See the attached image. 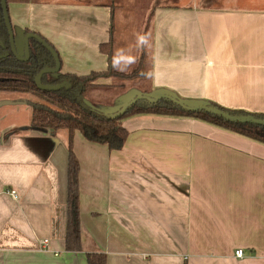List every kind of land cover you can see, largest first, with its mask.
<instances>
[{
	"label": "crops",
	"instance_id": "crops-1",
	"mask_svg": "<svg viewBox=\"0 0 264 264\" xmlns=\"http://www.w3.org/2000/svg\"><path fill=\"white\" fill-rule=\"evenodd\" d=\"M125 1L8 3L17 52L29 31L54 47L61 74L104 72L111 23L114 62L138 36ZM148 13L151 98L264 114V0H154ZM22 96L0 92V264H264V145L156 115L122 121L120 150L74 132L80 250L66 251L68 134L30 128Z\"/></svg>",
	"mask_w": 264,
	"mask_h": 264
},
{
	"label": "trees",
	"instance_id": "trees-1",
	"mask_svg": "<svg viewBox=\"0 0 264 264\" xmlns=\"http://www.w3.org/2000/svg\"><path fill=\"white\" fill-rule=\"evenodd\" d=\"M26 1L6 0V4ZM109 31L108 43L99 48L100 52L107 57L106 71L91 72L87 75L61 74L60 71L52 75L54 76L52 81H48V75H44L41 79L42 84L55 86L56 89L40 91L35 84V77L41 70L53 68L54 60L51 54L34 39L29 40L28 61L21 62L10 53L9 37L0 5V55L7 54L0 59V92L30 94L38 100L31 105L30 128L52 135H56L60 131H66L68 134L67 208L69 211L65 233L66 251L80 250L79 166L72 146L74 132L78 131L90 143L106 145L109 150H120L128 137V132L123 128L122 121L134 116L156 115L195 119L264 145V124L230 119L250 118L264 121V114L229 110L210 102L206 103V107L203 108L188 109L169 97L152 100L151 97L142 96L135 98L123 109L111 115L97 112L89 107L84 101V97L91 88L100 86L101 80H132L136 77V74H122L117 71L113 60L112 23ZM28 33L30 32L25 31V34ZM46 42L54 49L48 41ZM139 75L144 76V74ZM88 262L89 264H105V257L92 255L88 258Z\"/></svg>",
	"mask_w": 264,
	"mask_h": 264
},
{
	"label": "rangeland",
	"instance_id": "rangeland-1",
	"mask_svg": "<svg viewBox=\"0 0 264 264\" xmlns=\"http://www.w3.org/2000/svg\"><path fill=\"white\" fill-rule=\"evenodd\" d=\"M134 3V4H133ZM154 3V0H126L124 4H133L135 19L138 22L136 35L130 41L131 46H124L125 40L122 38L120 45L117 47L118 56H116L115 65L118 72L122 74H136L132 80L130 79H115L102 81L100 86L91 88L84 97L86 104L95 111L111 115L117 113L127 106L135 98L142 96L152 97L150 90V23L149 11ZM161 4V2H159ZM187 3H182L181 6H187ZM136 6V7H135ZM150 8V9H149ZM141 25L145 26V30L141 29ZM135 33V32H134ZM143 39V47L141 42ZM129 42V41H128ZM22 55V53L20 54ZM139 74H144L140 76ZM147 74V76H146ZM48 81H52L54 76L48 75ZM31 103L38 100L30 95L23 94ZM6 98L17 95L6 94Z\"/></svg>",
	"mask_w": 264,
	"mask_h": 264
},
{
	"label": "water",
	"instance_id": "water-1",
	"mask_svg": "<svg viewBox=\"0 0 264 264\" xmlns=\"http://www.w3.org/2000/svg\"><path fill=\"white\" fill-rule=\"evenodd\" d=\"M0 5H1V9H2L4 24H5V27H6V30L8 33V37H9L10 53L17 60H19L21 62H26L29 59V40L34 39L39 44H41L51 54V56L54 60L55 66L53 68H45V69L41 70L36 75L34 81H35L37 88L40 91H53V90H55L56 89L55 86L48 85V84H42L41 79L44 75H55L61 71V63H60L58 54L41 36H39L38 34H35V33H28V34L24 35V37L22 38L23 52H22V55L18 54L17 49H16V45H15L14 34L12 31V27H11L9 16H8L6 0H0ZM5 55H7V54L0 55V59L3 58ZM162 97H169L172 100L177 101L178 103H180L181 105H183L184 107H186L188 109H198V108L206 107L205 104L196 105V106H188V105L182 103L181 101L177 100L176 98L169 96V95H162V96H158L156 98H151V99L156 100V99H159ZM230 119L240 120V121H251V122H256L259 124H264V121L253 120L250 118H230Z\"/></svg>",
	"mask_w": 264,
	"mask_h": 264
},
{
	"label": "built area",
	"instance_id": "built-area-1",
	"mask_svg": "<svg viewBox=\"0 0 264 264\" xmlns=\"http://www.w3.org/2000/svg\"><path fill=\"white\" fill-rule=\"evenodd\" d=\"M9 194L12 196L13 199L17 198L14 191H10ZM40 250L44 251V252L48 251V240L41 241ZM235 257L236 258H242L243 257V252L241 250L236 251L235 252Z\"/></svg>",
	"mask_w": 264,
	"mask_h": 264
}]
</instances>
